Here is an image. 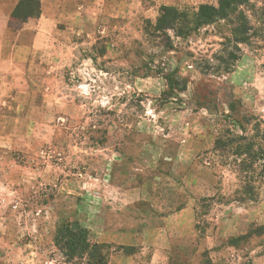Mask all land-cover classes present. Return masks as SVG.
Returning <instances> with one entry per match:
<instances>
[{
	"label": "rangeland",
	"instance_id": "374dc122",
	"mask_svg": "<svg viewBox=\"0 0 264 264\" xmlns=\"http://www.w3.org/2000/svg\"><path fill=\"white\" fill-rule=\"evenodd\" d=\"M60 4L32 60L0 80V264H84L65 262L57 229L94 230L133 190L143 212L156 200L162 227L184 212L167 236L192 237L194 264H264V232L252 234L264 227L263 164L241 174L236 145L215 149L236 136L264 146L261 0L242 8L247 44L228 21L154 32L160 8L190 17L216 0Z\"/></svg>",
	"mask_w": 264,
	"mask_h": 264
},
{
	"label": "crops",
	"instance_id": "0c3cea01",
	"mask_svg": "<svg viewBox=\"0 0 264 264\" xmlns=\"http://www.w3.org/2000/svg\"><path fill=\"white\" fill-rule=\"evenodd\" d=\"M20 0H0V80L17 75L16 68L27 65L34 53V34L53 23L56 13L60 15V0H40V17L28 19L18 29L11 28V15ZM62 14V13H61ZM133 190L128 196L121 194V202L111 203L109 217L99 222L89 232L97 243L116 247L137 249L138 253L124 256L116 253L111 264H194L196 253L190 236H167V228L174 225L182 230L178 220L184 212L175 215V220H165L161 226L155 213L156 200L151 202L153 211H144L139 207L147 198ZM137 192V195H133ZM133 197V198H132ZM138 204V205H137ZM157 212V211H156ZM159 213V212H158Z\"/></svg>",
	"mask_w": 264,
	"mask_h": 264
},
{
	"label": "trees",
	"instance_id": "16d2710c",
	"mask_svg": "<svg viewBox=\"0 0 264 264\" xmlns=\"http://www.w3.org/2000/svg\"><path fill=\"white\" fill-rule=\"evenodd\" d=\"M251 1L255 0H216L215 5H200L190 17L187 13L180 12L175 8L162 7L154 26V32L166 36V32L172 31L177 37H184L198 31L203 26L218 21H228L232 27L233 42L235 44H247L250 36L255 33L250 35L253 28L242 12V8ZM39 17V0H20L11 15L10 25L11 28L18 29L21 23ZM255 20L259 25L258 30L264 31V0H261V7L257 9ZM238 127L244 133L242 126L238 125ZM261 141H264V139L261 138ZM232 145H236L234 155L242 159L238 165L241 174L252 170L258 162L263 164V170L260 174L264 173V146L255 142L254 139L248 141L245 136H236L231 139L216 140L215 149L223 151ZM262 232H264V227H258L253 230L252 234L258 235ZM239 239L241 238H232L229 243L237 242ZM54 242L55 247L62 251L66 263L82 260L84 264H111V257L116 254H109L108 251L111 249V245L91 244L88 230L78 222H67L59 227ZM127 248L129 247L120 246L116 250L118 253ZM208 264H211V262H208Z\"/></svg>",
	"mask_w": 264,
	"mask_h": 264
}]
</instances>
